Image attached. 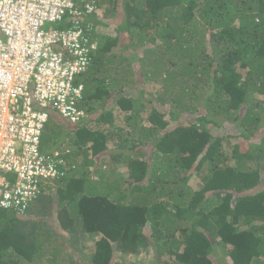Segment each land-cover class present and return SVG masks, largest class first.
<instances>
[{
  "label": "trees",
  "instance_id": "1",
  "mask_svg": "<svg viewBox=\"0 0 264 264\" xmlns=\"http://www.w3.org/2000/svg\"><path fill=\"white\" fill-rule=\"evenodd\" d=\"M97 6L87 16L96 50L75 82L83 85L87 118L67 123L83 146L93 143L94 161L83 148L81 167L55 182L60 228L81 238L83 249L90 236L99 237L91 264L152 247L158 264H264V136L247 144L264 124V0H98ZM115 108L125 116L136 109L150 125H133L132 148L153 147L149 160L136 153L142 159L126 163L127 178L101 169L106 135L86 126L109 128ZM53 113L42 153L70 136ZM225 123L235 124V136ZM80 153L62 158L76 163ZM90 163L97 166L93 181ZM106 184L115 191H98ZM51 188L23 214L0 210V264H82L72 256L65 261L56 233L37 231L40 222L26 219L28 211L44 215Z\"/></svg>",
  "mask_w": 264,
  "mask_h": 264
},
{
  "label": "built area",
  "instance_id": "2",
  "mask_svg": "<svg viewBox=\"0 0 264 264\" xmlns=\"http://www.w3.org/2000/svg\"><path fill=\"white\" fill-rule=\"evenodd\" d=\"M97 2L0 0V210L23 214L68 174L58 151L41 152V136L52 112L83 120L75 82L96 50L87 16Z\"/></svg>",
  "mask_w": 264,
  "mask_h": 264
},
{
  "label": "rangeland",
  "instance_id": "3",
  "mask_svg": "<svg viewBox=\"0 0 264 264\" xmlns=\"http://www.w3.org/2000/svg\"><path fill=\"white\" fill-rule=\"evenodd\" d=\"M152 86H155V85L152 84ZM250 98L258 100L262 97L260 95H251ZM135 106L136 108H139L141 107V103ZM135 113H136V109H133L131 110V114H127L128 116H125L124 114H122V112H120L117 108H115L113 122L109 128L105 127L104 125L100 123L99 124L90 123L86 125L87 129L89 130L91 129L93 131L98 129L101 132L102 136L106 135L105 138L100 140L101 142L102 141L105 142V150L103 153L104 154L103 157L105 158L102 159L103 161L100 167L103 170L111 171L114 174V176H118V177L124 176V178L128 177L126 169H125L127 167L126 163H128V161L132 159H138L139 155L137 156L136 153H141L143 156V159H146V160L150 159V153L153 147L152 143H148V144L146 143L137 149L132 148L135 142L130 139L134 132L133 125H136V126L142 125L143 126L142 128H145V129H148V126H150L147 120L145 121L143 118L142 119L139 118L137 115H135ZM53 115H56V114L53 113ZM54 122H55L54 119H50L46 128H48V130L52 129L53 127L52 125L55 124ZM170 125H171V128L174 127V124H170ZM233 125L230 123H225L223 127H225V130L230 132L231 135L235 136L238 131ZM58 127H59L60 132L65 131L68 134H70V136L69 138L64 139V141L59 145L56 151H58L62 157H66L68 153L77 152V149L81 150V153L78 155V158L76 159V163H73V162L70 163L69 159H67L68 161L64 159L65 164L68 169L72 171H77L83 164L82 163L83 162V148L85 151H87L91 155L89 157H92L93 143L87 142L83 146L82 139L78 135L75 137L76 132L73 131V128L70 127L66 122H63ZM142 128L139 130V133H143V134L146 133L145 130ZM210 128L212 129V132H211L212 135H216V137L220 136V134L222 133V130L220 128L217 129L216 127H211V126ZM165 130L166 129H164V131ZM164 131H161L159 133L163 134ZM255 135H256L255 137L247 139V142H248L247 144L256 145L259 142L260 137L258 135L264 136V124H260V128L257 129V132ZM70 141H72V144L75 142L77 145H74V144L69 145ZM232 144H234V142ZM119 155H121L122 158H119ZM116 156H117L116 159L119 160L118 162L113 161L112 159L113 157H116ZM139 158L142 159L141 157ZM89 159H91V162L94 161L93 157ZM72 160L74 161L75 159H72ZM100 162L99 160L97 161L98 164H100ZM88 166H90L88 169L89 177L91 178L92 181L96 180L97 175L95 174V171L97 169V166L93 167L91 163L88 164ZM202 170H207V167L204 166ZM260 171H261V179H263L261 183L264 184V170H260ZM72 175L73 173H70V171L68 170V174L66 175L67 178L65 177L66 178L65 180H69ZM194 175L197 176V172H194ZM201 182L202 181H200L197 185L198 189H200L202 186ZM49 186L52 187L50 189L51 191L50 195L47 198L49 200L46 199L45 203L43 204V208H42L43 210L41 211L42 214L44 215L42 217H37L34 215L30 216L29 214L30 212L28 211L29 216L26 219L40 222L41 226L37 227L38 228L37 231H40L41 227L46 226L47 228H50L53 232L56 233V236H58V238L61 239V242L64 243V248L66 252H64L63 256H64L65 261L68 260L67 258H70V256H72L76 260V262H81L82 264H91L90 257L94 252L95 242L99 239V237L94 236V235L90 236V238H88V240L85 242V248H84L85 250H84L81 238L74 239L73 235H70L64 232L60 228L59 223L57 221V216H56L57 211H58V194H57L58 191L57 189L60 186L59 184L58 185L51 184ZM97 189L98 191H101V193L102 191H106L107 189L109 191H115V187L112 186L111 184L97 186ZM65 195H66V191H64V196ZM34 205H35V202L31 204V207L33 208ZM240 224H242V222ZM241 226H244V225H241ZM77 236L78 234H76V237ZM152 249L154 250L153 247ZM152 249H148V251L142 250L135 257H133L134 255L125 256L120 253L114 252L113 258L110 264H158L157 257L152 255V253L154 252ZM217 254L219 253L217 252ZM213 260L216 263L218 262L217 259H213ZM222 262L224 263V261ZM159 264H162L161 260Z\"/></svg>",
  "mask_w": 264,
  "mask_h": 264
},
{
  "label": "clouds",
  "instance_id": "4",
  "mask_svg": "<svg viewBox=\"0 0 264 264\" xmlns=\"http://www.w3.org/2000/svg\"><path fill=\"white\" fill-rule=\"evenodd\" d=\"M99 11V9H98V6H97V10L95 11V12H98ZM92 23H93V25H94V22L92 21ZM94 27H95V25H94ZM95 29H96V27H95ZM95 33H96V30H93ZM87 118V116H85V114H84V117H83V119H86ZM49 120H50V118H49ZM49 120H48V122H49ZM62 120V119H61ZM62 121H64V120H62ZM83 121V120H82ZM81 121V122H82ZM48 122H47V124L45 125V127L48 125ZM64 122H66V123H68V124H70V125H76V124H72V123H70V122H68V121H64ZM81 122H79V123H81ZM79 123H77V124H79ZM94 123V122H93ZM45 129V128H44ZM44 131V130H43ZM42 134H43V132H42ZM41 138H42V136H41ZM55 184V183H54ZM35 201H33V202H31L29 205H31L32 203H34Z\"/></svg>",
  "mask_w": 264,
  "mask_h": 264
}]
</instances>
